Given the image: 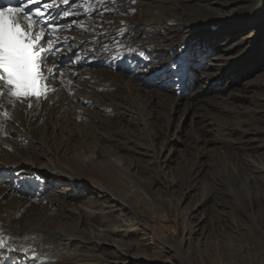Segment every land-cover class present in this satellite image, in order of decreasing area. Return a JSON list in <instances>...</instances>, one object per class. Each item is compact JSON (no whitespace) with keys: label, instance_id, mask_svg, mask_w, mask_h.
I'll return each instance as SVG.
<instances>
[{"label":"bare ground","instance_id":"6f19581e","mask_svg":"<svg viewBox=\"0 0 264 264\" xmlns=\"http://www.w3.org/2000/svg\"><path fill=\"white\" fill-rule=\"evenodd\" d=\"M69 1H72V4L68 8H50L47 11L44 10V5L51 4L52 0H43L41 4L44 18L50 19V24L53 26L46 29L49 35L43 46L47 47L51 40L61 50L55 63L62 67L64 75L61 77L59 72L56 73L57 79L52 82L55 91L49 93L47 99L37 101L32 98L31 108L28 107L27 101L17 103L13 107L6 99H0V177H2L0 178V236H3L7 243V247L0 248V264L120 263L122 261L120 254L111 250L113 243L108 236V233L115 229L109 226L89 228L88 224H85L86 221L78 222L71 215L72 211L64 207L67 204V196L71 198L76 195L75 189L81 191L87 187L78 185L67 194H62L58 191V186L62 182H75L74 180L79 179L78 176L87 175L92 179L95 178L104 187L122 192L126 185H129L122 176L124 173L115 167L107 168L104 161L92 163L69 157L51 162L54 172L51 171L47 175L39 172L40 159L47 153L61 154V151L65 150L78 154L84 149L91 148H98L106 156L108 147L112 149L110 152L114 154V158L122 154L121 152L127 153L131 149L143 153L125 140L130 138L131 142L139 143L145 148L154 138V129L149 125L151 123L148 122L144 102H140L141 95L134 84V79L150 83L167 77L162 87L164 93L168 94L173 92L174 85L177 89L181 84L186 87L189 73L190 77L194 78L198 70L202 71V76L210 77L212 85L209 87L217 89L220 88L218 85L223 82L227 74H233L230 82H236L241 76L247 75L257 67L258 46L248 50L250 41L235 34L239 28L257 21H259L257 28L264 30V0H171L176 10L172 5H168L169 3L166 4L165 0L155 4H150L146 0ZM233 2L245 6L233 16L234 18L232 17L231 22L222 21L221 17L215 16L206 9L216 7L223 11ZM56 4L63 5L61 0H56ZM89 5L90 12L89 10L85 12V8L89 9ZM147 8L158 9L157 17H154L159 20L156 25L142 22L138 18ZM65 12L69 14L64 15ZM200 13L206 18V22L210 23V27L197 30L195 26L194 30L196 29L197 33L193 40L196 37L197 39L193 43L181 46L178 44L176 47L179 48L180 57L177 55L178 57L167 59L163 66L147 67L148 60H151L150 64H152L154 60L152 56L159 50L158 46H150L149 43L154 39H150L149 32L154 30L161 34V37H165V40L166 38L182 39L183 36L179 35L182 32L178 29L184 28L182 31H187L193 28L191 21ZM170 22H175L177 26L170 25ZM214 27L217 31L213 30ZM130 28L135 34L142 30L146 33L148 40L146 45H139L137 40H134L135 35L125 36L128 31L126 29ZM83 41L85 42L82 43ZM238 50L242 53L236 55ZM108 55H116L118 61H108L106 59ZM70 56V61L66 60ZM122 59L124 62L120 64ZM129 62L138 68L137 72H133L132 67H129V73L124 72ZM182 62L189 65L186 70L184 69L185 71L180 67ZM214 66H218L216 72ZM48 67H52V63H49ZM144 67L155 70H149L148 73L140 72ZM109 68L112 69L111 73L105 77L102 75L101 79L97 78L99 72ZM178 68H181L180 72L177 71ZM93 71L97 72V76H92ZM235 72L237 78L234 77ZM262 78L264 79V76ZM256 84L258 89L264 92V80ZM202 91L203 89L195 90L188 100L199 97ZM250 100L257 103L264 100V95ZM4 112H7L8 116H4ZM130 112L136 116H131ZM109 118H113L115 125L124 124L128 129L131 125V130H118L115 137L114 126L106 127L105 135L100 131L101 129H98L99 132L94 135L95 140L89 133L88 139L80 141L76 139L87 133V129H83V133H80V128L77 129L80 125H84L83 119L89 123L87 126L92 127L96 121ZM251 129L254 128L245 126L236 133L237 138L244 137ZM243 147L241 155H235L234 160L240 168L250 174L256 186L264 194V150L256 152L247 146L243 145ZM195 162L196 169L192 173L196 177L201 173L202 165L197 160ZM45 177L47 180L44 179ZM195 177L193 179H196ZM134 184L136 182L133 181ZM99 189L92 190L96 199L104 200L105 205L110 203L111 206L117 203L116 205L123 206L116 194L103 190L101 186ZM207 201L208 196L201 197L193 204L191 211L200 213ZM124 206L128 209L125 204ZM190 213L189 216L186 215L188 217L180 227V235L177 239L181 244L187 243L192 232L197 228L202 230L204 214L194 219L191 217L193 213ZM242 216L248 222L246 230L242 235L240 234L249 242L244 243V252L252 255L241 262L264 264V211L241 216L238 214L236 217L233 216L232 223L237 226ZM233 259H241L240 254L236 253ZM202 261L212 263L209 257H203Z\"/></svg>","mask_w":264,"mask_h":264},{"label":"rangeland","instance_id":"374dc122","mask_svg":"<svg viewBox=\"0 0 264 264\" xmlns=\"http://www.w3.org/2000/svg\"><path fill=\"white\" fill-rule=\"evenodd\" d=\"M146 1L150 4L162 2V0ZM165 2L174 8L171 0H165ZM244 6L233 2L223 11L216 7L206 9L210 13H214L215 16L221 17L222 21L231 22L233 16H236ZM174 9L176 10V6ZM90 10L91 6L89 12ZM157 10V8H147L140 13L138 18L142 22L156 25L159 21L154 18L157 17ZM200 14H196V18L191 21L193 28H189L187 31H182L184 28L178 29L183 34H179L183 36L182 39L169 40L166 38L165 40L161 34L151 30L149 37L154 40H150L149 44L152 47L158 46L159 50L155 55L153 54L152 64H150L151 60H148L149 66L147 67H151V65L163 66L167 59L178 57L177 55L181 54L178 51L179 48H176L178 44L181 46L193 43L197 39L196 37L193 40L197 30L210 27V23L206 22L202 13ZM257 23L259 21L239 28L235 34L250 41L248 50H253L258 46L257 67L247 75L241 76L239 81L230 82L233 74H227V79L224 78L223 82L218 85L220 88H212L209 87L212 85L210 77L202 76V71L198 70L194 78H191L189 73L186 87L181 84L177 89L174 85L173 92L168 93L169 96L164 93L162 87V84L167 81V77L165 79L157 77L159 79L150 83L134 79V84L141 95L140 102H144V110L147 112L148 122L151 123L149 125L154 129V138L145 148H142L139 143L134 144L130 138L125 140L143 153L131 149L127 153L121 152L122 154H118L119 156L114 158V154L110 152L112 149L108 147L106 156L98 148H91L90 150L84 149L78 154L65 150L61 151V154L47 153L40 159L39 172L47 175L54 169L50 165L51 162L69 157L92 163L104 161L107 168L115 167L124 173L122 176L129 185H126V189L124 188L122 192L104 187L95 178L92 179L87 175L78 176L79 179L74 180L75 182H62L58 186V191L62 194H67L78 185L87 187L81 191L75 189L76 195L71 198L67 196V204L64 207L72 211L71 215L78 222L86 221L85 224H88L89 228L109 226L115 229L108 233L113 243L111 250L120 254L122 261L114 264H220L222 262L224 264H242L241 261L247 260L252 255L251 253L247 255L244 252V243L249 242L241 236L247 228L246 218L242 216V220L237 226L234 222L232 223V218L238 214L241 216L264 211L263 192L256 186L250 174L240 168L234 160L235 155H241L243 145L256 152L264 150V100L257 101V103L250 100L253 97L264 95V92L260 91L256 84L264 80L262 78L264 76V30L258 29ZM169 24L176 25L175 22ZM195 26L197 30H194ZM126 30L128 31L125 36L133 37L135 35L134 40H137L139 45L144 46L148 42L143 30L137 34L131 28ZM213 30L216 28L214 27ZM237 53L241 54L242 51L238 50L235 54L238 55ZM70 58L71 56L66 60L70 61ZM106 59L110 62L118 61L116 55H108ZM123 60L120 64L124 62ZM129 67H132L133 72L138 71V68L129 62L127 69L124 70L125 73L130 72ZM180 67L184 70L189 65L182 62ZM214 67V72H216L218 66ZM181 68H178L177 71L180 72ZM109 70L99 72L98 76L97 72L93 71L94 75L92 76L96 75L97 78H100L103 75L105 77L112 72V69L109 68ZM149 70L144 67L140 69V72L148 73ZM153 70L155 69L150 71ZM234 74L236 77V72ZM191 76L193 77V75ZM197 89H203L200 96L188 100L190 94ZM130 114L136 116L132 112ZM112 119L96 121L92 127L87 126L89 123L83 119L84 125H80L77 129L80 128V133H83V129H87V133L84 132L86 134L76 139L80 141L88 139L89 135H92V139L95 140L94 137L100 129L103 135L106 134L104 129L106 127L113 128L114 126L115 137L118 130L128 129L124 124L115 125ZM243 126H250L254 129L247 131L244 137L238 139L236 133L244 129ZM130 130L131 125L128 131ZM242 139L245 140L242 141ZM196 160L202 165V170L195 177L192 172L196 169V164H194ZM193 176L196 179H193ZM44 179L47 180L46 177ZM256 179L258 178L256 177ZM133 181L136 184L133 185ZM167 181L168 183H165ZM100 186L103 187V190L116 194L123 206L116 205L117 203L111 206L110 203L105 205L104 200L96 199L92 190H97ZM205 195L208 196V201L204 209L200 213L191 211L193 204ZM124 204L128 209L124 208ZM190 212L193 213L191 217L194 219L204 214L202 230L197 228L198 230L192 232L189 241L181 244L177 239L180 235V227ZM186 215L188 216L186 217ZM250 245L252 244L250 243ZM175 248H178L177 251ZM218 248L219 251H217ZM235 252L240 254L241 259H233ZM203 257L211 258L212 263H204Z\"/></svg>","mask_w":264,"mask_h":264},{"label":"snow or ice","instance_id":"6c2138e0","mask_svg":"<svg viewBox=\"0 0 264 264\" xmlns=\"http://www.w3.org/2000/svg\"><path fill=\"white\" fill-rule=\"evenodd\" d=\"M61 2L68 4L69 0ZM16 3L19 7L0 5V99H6L13 107L27 101L31 108L32 98L47 99L55 91L52 82L57 79L56 73L63 75L55 63L61 50L51 40L47 47L43 46L49 35L46 29L53 26L44 18L40 0H16ZM56 6V0H52L44 5V10ZM88 10L85 8V12ZM49 63L52 67H48ZM4 247L7 243L0 236V248Z\"/></svg>","mask_w":264,"mask_h":264}]
</instances>
